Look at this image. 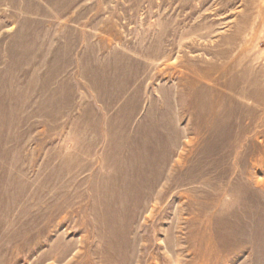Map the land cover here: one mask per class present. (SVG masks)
Instances as JSON below:
<instances>
[{"label":"rangeland","instance_id":"rangeland-1","mask_svg":"<svg viewBox=\"0 0 264 264\" xmlns=\"http://www.w3.org/2000/svg\"><path fill=\"white\" fill-rule=\"evenodd\" d=\"M0 264H264V0H0Z\"/></svg>","mask_w":264,"mask_h":264}]
</instances>
